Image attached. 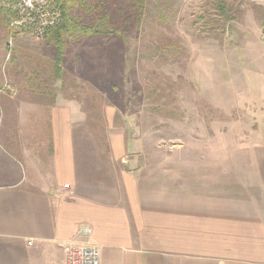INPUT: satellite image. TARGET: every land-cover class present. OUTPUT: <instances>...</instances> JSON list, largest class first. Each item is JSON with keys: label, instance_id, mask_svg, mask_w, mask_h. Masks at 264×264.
Listing matches in <instances>:
<instances>
[{"label": "crops", "instance_id": "1", "mask_svg": "<svg viewBox=\"0 0 264 264\" xmlns=\"http://www.w3.org/2000/svg\"><path fill=\"white\" fill-rule=\"evenodd\" d=\"M18 68L0 100L16 110L0 131V264H65V244L88 240L101 264H264L262 143L141 148L113 113L91 118L60 84L33 80L34 68L18 80ZM103 121L106 150L86 131Z\"/></svg>", "mask_w": 264, "mask_h": 264}, {"label": "rangeland", "instance_id": "2", "mask_svg": "<svg viewBox=\"0 0 264 264\" xmlns=\"http://www.w3.org/2000/svg\"><path fill=\"white\" fill-rule=\"evenodd\" d=\"M86 2L73 11L82 24L108 14L117 31L68 38L60 80L50 59L55 48L45 37L14 29L13 7L11 14L0 3V100L10 91L4 84H15L18 67L26 65L18 80L28 82L37 69L33 80L60 84L91 118L113 113L119 131L135 134L141 148L264 145V0H143L141 16L135 0ZM2 104L5 131L4 119L16 110L13 101ZM86 131L102 134L106 150L104 121Z\"/></svg>", "mask_w": 264, "mask_h": 264}, {"label": "built area", "instance_id": "3", "mask_svg": "<svg viewBox=\"0 0 264 264\" xmlns=\"http://www.w3.org/2000/svg\"><path fill=\"white\" fill-rule=\"evenodd\" d=\"M15 18L11 26L14 29L29 30L39 37H45L46 32L62 24V13L51 0H18L13 6ZM264 40V31L262 33ZM80 233L87 237L92 234L89 226H82ZM65 264H101L100 248L92 241L68 242L64 246Z\"/></svg>", "mask_w": 264, "mask_h": 264}, {"label": "trees", "instance_id": "4", "mask_svg": "<svg viewBox=\"0 0 264 264\" xmlns=\"http://www.w3.org/2000/svg\"><path fill=\"white\" fill-rule=\"evenodd\" d=\"M16 1L18 0H0L3 7L2 10H9L10 13L13 14L11 9ZM135 1L138 3L139 15L141 16L144 2L143 0ZM51 2L60 9L63 21L61 25L50 28L46 32L45 38L48 43L55 48V66L57 67V72L62 75L63 70L60 65L63 62L67 50L68 38L75 39L79 34L86 36L109 35L117 30L110 28V17L108 14L103 15L100 18V21L96 24H82L79 21V18L73 14V11L78 8L85 9L87 7L86 0H51ZM221 9H224L223 5L221 6ZM4 21L10 28L11 21L6 17Z\"/></svg>", "mask_w": 264, "mask_h": 264}]
</instances>
